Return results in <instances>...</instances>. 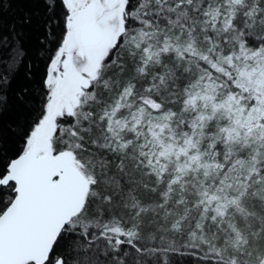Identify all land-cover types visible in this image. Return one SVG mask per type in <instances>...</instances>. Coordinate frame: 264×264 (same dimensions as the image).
Instances as JSON below:
<instances>
[{
    "label": "snow or ice",
    "instance_id": "6c2138e0",
    "mask_svg": "<svg viewBox=\"0 0 264 264\" xmlns=\"http://www.w3.org/2000/svg\"><path fill=\"white\" fill-rule=\"evenodd\" d=\"M12 2L0 264H264V0Z\"/></svg>",
    "mask_w": 264,
    "mask_h": 264
},
{
    "label": "trees",
    "instance_id": "16d2710c",
    "mask_svg": "<svg viewBox=\"0 0 264 264\" xmlns=\"http://www.w3.org/2000/svg\"><path fill=\"white\" fill-rule=\"evenodd\" d=\"M30 10V5L27 0H13L11 9L5 8L2 22L5 28L11 24H17L19 29L20 25L18 21L22 18L25 12ZM36 33L31 29H25V47L28 50V58L34 60V50L36 47ZM28 62V61H26ZM28 81L24 78V69L20 68L19 73L11 83V87L7 92L8 96V106L3 115V123L7 125L11 121L19 119L21 116L26 115L24 109L19 105L16 94L20 88L24 87ZM5 143L9 150L14 149L16 144V138L9 134H5Z\"/></svg>",
    "mask_w": 264,
    "mask_h": 264
}]
</instances>
